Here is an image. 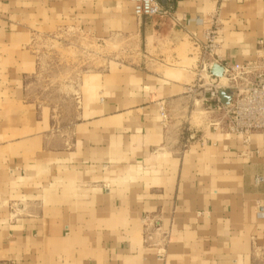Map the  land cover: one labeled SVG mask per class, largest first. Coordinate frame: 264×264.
I'll return each instance as SVG.
<instances>
[{
    "label": "crops",
    "instance_id": "obj_1",
    "mask_svg": "<svg viewBox=\"0 0 264 264\" xmlns=\"http://www.w3.org/2000/svg\"><path fill=\"white\" fill-rule=\"evenodd\" d=\"M159 1L0 0V264H264V133L214 130L189 90L213 24L223 61L254 59L264 0ZM63 25L139 50L81 71L60 123L30 83Z\"/></svg>",
    "mask_w": 264,
    "mask_h": 264
},
{
    "label": "built area",
    "instance_id": "obj_2",
    "mask_svg": "<svg viewBox=\"0 0 264 264\" xmlns=\"http://www.w3.org/2000/svg\"><path fill=\"white\" fill-rule=\"evenodd\" d=\"M128 1L137 17H170L174 12L172 6L162 5L159 0ZM200 48L208 60L200 69L204 77L198 73V81L201 78L204 81L190 85L189 90L198 94L202 87L206 92L207 96L200 100L204 110L214 114L210 118L213 129L246 136L253 132L264 133V40L258 41L254 59L241 63L225 62L218 53L220 41L213 24ZM197 52L198 56L199 50ZM213 65L220 66L219 75L213 73ZM220 92L226 97L223 98Z\"/></svg>",
    "mask_w": 264,
    "mask_h": 264
},
{
    "label": "rangeland",
    "instance_id": "obj_3",
    "mask_svg": "<svg viewBox=\"0 0 264 264\" xmlns=\"http://www.w3.org/2000/svg\"><path fill=\"white\" fill-rule=\"evenodd\" d=\"M34 45L39 62L36 75L30 83L31 96L50 101L55 108V119L60 123L74 117L75 100L70 91L75 87V79L81 71L107 67L113 60L121 63L134 62V52L139 50L132 41L121 38L120 42L112 39L98 42L64 25L50 31L41 30ZM203 54L200 48L199 55L196 54V60L190 68L193 72L190 85L204 81L200 76L198 81V73L204 77V73L200 71L202 63L208 61ZM205 93L201 87L196 98L207 96ZM197 107L199 113L196 116L199 118L208 114L203 112L205 110L201 100L197 102ZM189 125L186 123V126Z\"/></svg>",
    "mask_w": 264,
    "mask_h": 264
},
{
    "label": "water",
    "instance_id": "obj_4",
    "mask_svg": "<svg viewBox=\"0 0 264 264\" xmlns=\"http://www.w3.org/2000/svg\"><path fill=\"white\" fill-rule=\"evenodd\" d=\"M213 73H214V72H213ZM220 94H221V96H222L223 98L226 97L224 92H220ZM225 100H226V98H225Z\"/></svg>",
    "mask_w": 264,
    "mask_h": 264
}]
</instances>
